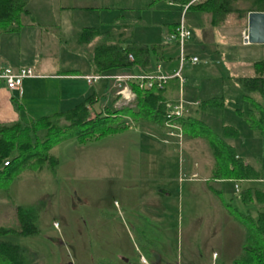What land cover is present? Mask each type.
<instances>
[{
    "label": "rangeland",
    "instance_id": "1",
    "mask_svg": "<svg viewBox=\"0 0 264 264\" xmlns=\"http://www.w3.org/2000/svg\"><path fill=\"white\" fill-rule=\"evenodd\" d=\"M26 6L29 13L22 16L21 28L1 34L0 50L6 56L20 54L35 71L78 74L89 70L88 50L102 36L95 34L85 43L81 42L78 34L82 26L100 25V31L111 26L115 30L120 29V24H114L116 20L130 23L125 31L131 34V38L165 41L164 52L176 62L177 44L166 40V33L160 32L159 25L166 20L178 19L180 9L176 6L160 3L147 7L146 0H28ZM138 17L146 24L139 23ZM245 17L229 12L223 21L212 26L206 12L190 8L184 10L190 36L185 40L183 50L185 53L197 52L200 58L192 65L185 63L182 72L187 81L182 83L181 92L177 90V97L182 95L183 88L191 100L223 94L225 106L210 109L211 119L215 121L222 114L242 134L250 130L233 112V107H244L245 103L240 97L239 87L224 73L253 74L252 62L264 58V41L241 42L242 32L247 29ZM160 24L164 26V23ZM202 58H206L205 63ZM74 80L82 85L83 96L92 90L83 80ZM108 85L106 92L101 91L99 81L93 86L98 94H105H100L92 112L108 103L112 96H115L112 107L125 105L114 94L111 83ZM66 96L62 95V108L70 106L82 95ZM257 98L264 105V99L261 96ZM133 100L127 105L132 106ZM124 118L131 117L127 113H119L112 121ZM203 128L202 125L197 130ZM162 129L165 135L163 126ZM136 134L129 126L94 141L79 142L74 138L57 141L48 149L58 159L55 173L47 165L30 169L18 166L13 176L0 186V226L17 225L15 204L27 206L42 200L35 221L38 231L29 235L4 233L0 238L29 249L37 256L38 264H125L123 258H129L128 264H134L138 261V253L147 254L148 249L159 253L156 255L160 262H184L189 257L193 260L187 251L183 228L189 221L187 213L193 206H189L191 201L186 199L185 185L181 182L184 175L178 166L177 153L180 152L170 139L168 144L174 147L175 152L163 161L155 160L156 157L145 154V146L138 147L134 142ZM185 141L183 133L182 144ZM255 141H258V149L262 146L264 152V139L256 138ZM198 146L200 150L202 148V154H207L205 146ZM187 148L181 153L189 154L187 157L193 164L191 140ZM260 151L258 156H261L258 154ZM195 158L199 159V156ZM233 185L232 181L225 182L219 196L222 201L245 211ZM240 186L245 184L240 183ZM158 187L167 193L157 191ZM160 197L166 201L161 219L152 222L145 214H138L145 198ZM137 217L141 220L133 219ZM139 260L144 261L141 256Z\"/></svg>",
    "mask_w": 264,
    "mask_h": 264
},
{
    "label": "trees",
    "instance_id": "2",
    "mask_svg": "<svg viewBox=\"0 0 264 264\" xmlns=\"http://www.w3.org/2000/svg\"><path fill=\"white\" fill-rule=\"evenodd\" d=\"M171 1L180 9L190 0ZM27 2L28 0H0V32L16 31L21 28L22 16L29 13ZM189 8L206 12L209 24L216 26L229 12H234L238 17H245L250 11H264V0H193L186 6V9ZM176 22L177 20L168 23L170 32L174 30ZM106 31L86 25L82 26L78 34L79 40L84 43L95 34L102 36L88 50L87 60L92 71L130 68L135 65L142 69H150L155 62L168 58L163 53L164 43L161 41L124 42L121 36L123 31L119 30V36L112 39L111 30ZM128 54H131V59ZM252 65L253 74L231 76V80L239 87L240 97L245 103L244 107H234L233 112L242 117L246 125L258 136L264 138V105L254 96V93L264 96V59L254 60ZM167 81L161 87L155 84L150 87L132 84L131 88L134 91L132 106L112 107L115 100V96H112L108 103L92 112L93 104L100 97L97 91L92 90L70 106L64 108L56 106L50 112L30 115L11 122L0 121V186L13 176L18 166L30 169L47 165L55 173L58 159L49 153L48 149L53 143L64 138H74L79 142L94 141L109 133L137 125L138 121H148L154 126L162 127L168 104L165 97ZM224 104L221 95L205 97L197 101L194 107L188 106L186 112L177 119L185 135L200 134L206 137L213 158L206 185L220 200L221 189L212 183L214 180L238 181L261 176V173L245 162L244 158L235 154L234 146L229 140L238 133L235 126L222 123L218 130H212L196 114L201 108L222 107ZM14 106L17 110L20 108L17 102H14ZM119 113H127L131 118L112 121ZM202 125L205 128L197 130ZM6 196L9 197L7 194ZM238 196L243 204H249L255 199L258 206L255 212L251 213V209L240 211L221 200L226 210L245 228V238L241 243L242 252L232 259L231 264H264V192L257 187L243 186L238 190ZM41 207L42 200L27 206L15 204L14 215L17 225L0 226V235L36 233L38 228L35 221ZM0 264H38V261L37 256L26 247L0 238Z\"/></svg>",
    "mask_w": 264,
    "mask_h": 264
},
{
    "label": "crops",
    "instance_id": "3",
    "mask_svg": "<svg viewBox=\"0 0 264 264\" xmlns=\"http://www.w3.org/2000/svg\"><path fill=\"white\" fill-rule=\"evenodd\" d=\"M168 1L171 0H146V5L147 7L149 6L154 7L157 4L159 5L160 3H162L164 6L165 4L167 6L170 5L172 7L176 6L174 2L171 1V3H168ZM138 19H139L138 20L139 23L146 24V22L143 21L140 17H138ZM118 21L120 20H116L114 24L117 25L120 24L121 25L120 29L115 30L114 27L112 26L108 27V29L111 30L110 36L112 35V38L118 37L119 36L118 33L120 31H123L121 36H123L124 42H129V41H135L140 43L155 42L144 39L131 38V34H128L125 31V29L128 28L130 23L126 20L120 22ZM172 21L166 20L165 22H160V23H164V26L159 23L160 32L165 31L166 33L165 34L166 40H167V35L170 32V26L168 23ZM97 27L100 30V25ZM4 33L5 32H0V40L3 38L2 37L3 35L1 34ZM161 42L164 43L165 41H161ZM241 42L247 43V42H243V40ZM163 53L168 58H166L163 61H159V63L163 70L169 71L176 65V62L172 60V57H170L164 52V46H163ZM187 54L196 55L199 61L200 57L197 52H191ZM202 59H203L202 61L205 63L206 58H202ZM162 62L164 63L162 64ZM21 65L31 67L33 72L37 74V76L23 78L21 93L19 97L17 96L15 90H9L6 87H4L2 83H0V121L1 122H11L20 118H27L30 115H37L44 112H50L54 110L56 106H61L63 94H65V96L66 95L71 96L77 94V95H82L81 97H83V93H85V91L82 90L83 87L82 85H80L79 81L74 80V79L83 80L82 78L69 77L67 76L68 73H58V72L45 73V72L35 71L33 66H31L26 60H24L20 54H17L16 56H6L1 54V50H0V67L9 66L12 68H16ZM88 67L89 70L80 73L92 72L89 64ZM132 68L139 69L140 67L135 65ZM224 74L227 78L230 79L232 75H235V73L226 72V71ZM183 75L185 77L184 80V84H185V82L187 81V76L184 73ZM45 78H49V79H45ZM99 82H100L101 91L105 90L106 92L108 90V86H110L108 85V82L107 81H99ZM97 83L98 82L90 85L92 87V90H94L93 86ZM177 90H178V83L176 79L168 80L165 88V95H166L165 97L168 103L172 102L174 99L177 98ZM105 92H101L100 94L104 95ZM182 95L186 101V106H185L186 108L184 112H186L188 106L193 105L194 107L197 101L202 99V98H193L192 100L188 99L186 97V95H188V91L185 94L183 88H182ZM215 95H221L225 102V98L223 94H214L209 96H215ZM254 96L257 98V96H261V95L254 93ZM261 97L262 99H264V96ZM14 102L20 104V108L18 110L15 108ZM224 106L204 107L201 108L198 112H196V114L200 117L201 120H203L206 123V125L208 122L207 126L212 130H218L222 123H229L235 126V124L226 121L221 113H220L221 116L217 118L215 121L211 119L212 111L210 109H215V108L222 109L224 108ZM205 116L206 118H204ZM242 120L244 121L243 118ZM209 123L213 125V127H211ZM150 124L151 123H149L148 121H140V122L138 121L137 125L131 126L134 132L136 131L137 133L134 142L137 144L138 147L140 145L146 147L143 149L145 150V154L147 156H150L151 158L156 157L155 160L163 161L167 156H172V152H175L174 147L172 145H169L168 143L163 142V137H165V135H163L162 133L163 132L162 127L154 126ZM138 125H141L142 127ZM235 127L237 128L238 133L235 137L229 139L230 143L234 146L235 154L244 158L245 162H248L251 166H253L255 170L261 173V176L254 178H246L238 181H232L233 184H236V188L234 187V189L238 191L241 188L240 183H244L245 186L257 187L264 192V159L262 158V155L264 156V152H262V146L260 144L261 151L258 154H260L261 156L257 155V152L260 149H258L257 146L258 141H255L256 138L258 139L262 137L258 136L253 130L252 131L254 133L251 132V129L248 126L247 127L250 131H244L243 134L240 133V130L238 129L237 126ZM185 136L187 142L185 141L182 144L180 153L179 154L177 153V155L179 157V161H178L179 170L181 171V174L184 175L183 176L184 178L181 180V182L182 185L183 184L185 185V193L187 196L186 199H189L191 201L189 206H193V208H190V212L187 213V217L189 218V221L186 222V224H184L183 226L185 237L187 239V251L189 252V255L193 258V260H191V258L189 257V260H186L184 262L176 261L171 264H231L232 259L239 256L242 252L241 243L245 238V228L226 210V208L223 206L221 200L217 197V195H215L209 188H207L206 180L210 176V171L213 165V158L210 154L206 137L200 134H196L193 136H187V135ZM190 140L191 142H193V164H191V160H189L187 157L189 154L181 153L182 149L183 152L184 149L187 151L188 149L187 144L188 142H190ZM198 145H201V147L205 146L207 150V154L206 153L202 154V148L200 150ZM195 156H199V159L195 158ZM197 177H199L200 179H197ZM225 182H231V180L224 181L222 179H218V180H214L212 183L217 188L221 189ZM157 191H160L163 194L167 193V191L164 188H160V187L157 188ZM163 197L145 198L141 202L142 204L139 206V209H142L140 211L141 213L138 212V214H142V213L145 214L147 216L146 217L147 220L152 222L161 219L166 204V201ZM240 203L243 205V207H245V210L248 209V206L253 207L251 213H254L258 206V202L255 199H253V201L249 204H243L241 201ZM250 207L248 210H250ZM133 219L141 220L138 217ZM137 224L142 227L140 223ZM147 224L153 225L150 224V222H147ZM146 227L148 226H144V228ZM148 250L149 251L147 254L138 253V261L134 264H170V263L160 262L158 256L156 255L159 253L156 252L155 250H151V249ZM140 256L144 259V261L139 260ZM123 259L125 264H128L129 258H123Z\"/></svg>",
    "mask_w": 264,
    "mask_h": 264
},
{
    "label": "built area",
    "instance_id": "4",
    "mask_svg": "<svg viewBox=\"0 0 264 264\" xmlns=\"http://www.w3.org/2000/svg\"><path fill=\"white\" fill-rule=\"evenodd\" d=\"M192 1L193 0H190L182 5L174 30L167 35V40L174 41L178 48L176 65L169 71L163 70L160 63H155L150 69L121 67L104 71L68 74L67 76L82 78L85 83L89 85L101 80L107 81L114 87V94L118 96V100L125 105L129 104V102L134 99V91L131 88L132 84L138 87H150L154 84L161 87L168 79L175 78L178 83V90L181 92L180 87L185 80L182 72L185 63L192 64L198 61L196 55L187 54L183 50V44L190 36V30L184 21V10ZM168 3H171V1H168ZM242 40L243 42H248L246 30L242 32ZM128 57L131 59V54H128ZM33 76H37V74H35L29 66L21 65L16 68L9 66L0 67V83L9 90H15L18 97L21 93L23 78ZM185 102L186 101L180 94L174 102L168 103L165 117L162 121L165 134L163 141L169 143L171 139V141L176 144L175 146H177L179 152L182 147L183 131L177 119L185 111ZM234 186L236 188V184H234Z\"/></svg>",
    "mask_w": 264,
    "mask_h": 264
},
{
    "label": "water",
    "instance_id": "5",
    "mask_svg": "<svg viewBox=\"0 0 264 264\" xmlns=\"http://www.w3.org/2000/svg\"><path fill=\"white\" fill-rule=\"evenodd\" d=\"M247 41H264V11H250L246 14Z\"/></svg>",
    "mask_w": 264,
    "mask_h": 264
}]
</instances>
